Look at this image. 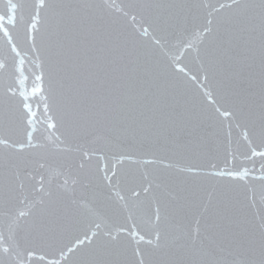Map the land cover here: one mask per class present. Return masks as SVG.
Returning a JSON list of instances; mask_svg holds the SVG:
<instances>
[{"label": "snow or ice", "instance_id": "6c2138e0", "mask_svg": "<svg viewBox=\"0 0 264 264\" xmlns=\"http://www.w3.org/2000/svg\"><path fill=\"white\" fill-rule=\"evenodd\" d=\"M0 264H264V0H0Z\"/></svg>", "mask_w": 264, "mask_h": 264}, {"label": "water", "instance_id": "95a60500", "mask_svg": "<svg viewBox=\"0 0 264 264\" xmlns=\"http://www.w3.org/2000/svg\"><path fill=\"white\" fill-rule=\"evenodd\" d=\"M34 107H35V105H34Z\"/></svg>", "mask_w": 264, "mask_h": 264}]
</instances>
